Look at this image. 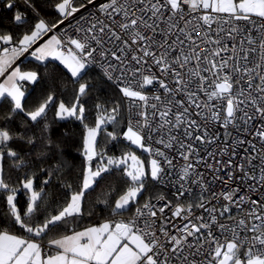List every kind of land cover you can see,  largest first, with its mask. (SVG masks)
<instances>
[{
    "label": "snow or ice",
    "instance_id": "6c2138e0",
    "mask_svg": "<svg viewBox=\"0 0 264 264\" xmlns=\"http://www.w3.org/2000/svg\"><path fill=\"white\" fill-rule=\"evenodd\" d=\"M44 3L0 0V264H264V0Z\"/></svg>",
    "mask_w": 264,
    "mask_h": 264
},
{
    "label": "trees",
    "instance_id": "16d2710c",
    "mask_svg": "<svg viewBox=\"0 0 264 264\" xmlns=\"http://www.w3.org/2000/svg\"><path fill=\"white\" fill-rule=\"evenodd\" d=\"M36 4H37V7L41 11L42 14H45L49 18H52L55 15V13L47 7V4L44 3V0H36ZM27 12H28L29 18H31V16H32L31 9H27ZM11 15H12V12L10 10H7V9L0 7V27H4L7 25L8 19L11 17ZM21 60L23 61L22 67L23 66H29L30 67V66H32V64H34V62H30V57L28 59L22 58ZM19 63H20V61H19ZM40 94H41V89L39 87H35L31 91V95L28 97L29 106H31L37 100V98L40 96ZM73 127L77 133H79L81 131V128L78 124L73 125ZM109 130H111V129H109ZM60 131H61V129L59 126L54 128V134L59 135ZM78 147H79V137L77 136L76 141L69 144L65 149V151L67 153V159H69L70 161H72L73 163H76V164H79L80 159H81L79 156V153L77 151ZM99 191H100V189L98 188L97 192H99ZM23 205H24V198L21 196L20 197V206L23 207ZM98 214H100V213H98ZM85 223H87V221H85Z\"/></svg>",
    "mask_w": 264,
    "mask_h": 264
},
{
    "label": "crops",
    "instance_id": "0c3cea01",
    "mask_svg": "<svg viewBox=\"0 0 264 264\" xmlns=\"http://www.w3.org/2000/svg\"><path fill=\"white\" fill-rule=\"evenodd\" d=\"M22 58H23V57H22ZM22 58H21V59H22ZM18 63H19V61H18Z\"/></svg>",
    "mask_w": 264,
    "mask_h": 264
},
{
    "label": "built area",
    "instance_id": "2783aa9c",
    "mask_svg": "<svg viewBox=\"0 0 264 264\" xmlns=\"http://www.w3.org/2000/svg\"><path fill=\"white\" fill-rule=\"evenodd\" d=\"M63 27V26H62Z\"/></svg>",
    "mask_w": 264,
    "mask_h": 264
},
{
    "label": "rangeland",
    "instance_id": "374dc122",
    "mask_svg": "<svg viewBox=\"0 0 264 264\" xmlns=\"http://www.w3.org/2000/svg\"><path fill=\"white\" fill-rule=\"evenodd\" d=\"M139 154V153H138Z\"/></svg>",
    "mask_w": 264,
    "mask_h": 264
}]
</instances>
